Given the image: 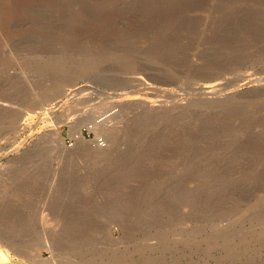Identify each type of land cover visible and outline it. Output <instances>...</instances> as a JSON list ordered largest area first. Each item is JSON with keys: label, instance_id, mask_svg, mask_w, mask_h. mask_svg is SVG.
<instances>
[{"label": "rangeland", "instance_id": "374dc122", "mask_svg": "<svg viewBox=\"0 0 264 264\" xmlns=\"http://www.w3.org/2000/svg\"><path fill=\"white\" fill-rule=\"evenodd\" d=\"M0 240V264H264V0H0Z\"/></svg>", "mask_w": 264, "mask_h": 264}, {"label": "bare ground", "instance_id": "6f19581e", "mask_svg": "<svg viewBox=\"0 0 264 264\" xmlns=\"http://www.w3.org/2000/svg\"><path fill=\"white\" fill-rule=\"evenodd\" d=\"M250 82V81H249ZM254 82V81H253ZM258 83V82H257ZM219 84L220 83H218L217 85H206V84H204V85H206V86H204L203 87V89H206L205 91H207V89H209L208 91H210V89H216V87H218L219 86ZM252 84V83H251ZM255 84V83H254ZM222 85V84H221ZM200 87V86H199ZM201 88H202V86H201ZM218 88H220V87H218ZM80 90L79 89H74L73 91H71L70 92V94H76L77 92H79ZM214 92V91H213ZM75 96V95H74ZM77 96H78V94H77ZM120 97V96H119ZM124 97V96H123ZM126 99H128V98H126ZM137 99H139V97H136V96H134V97H132L131 99L129 98V100H137ZM71 100V99H70ZM125 100V99H124ZM5 102L6 101H4V104H3V102H2V104H1V106H3V107H8V104L6 105L5 104ZM43 110V109H42ZM46 110H48V109H46ZM49 110H51L50 108H49ZM32 112V111H31ZM43 112V111H42ZM52 117V116H51ZM12 118V117H11ZM49 118V117H48ZM51 119V118H50ZM55 121V120H54ZM65 121V120H64ZM52 122V121H51ZM68 122H70V121H68ZM96 123V122H95ZM72 124V123H71ZM23 125V124H22ZM25 125V124H24ZM62 125H64L63 124V122H62ZM68 125V124H67ZM92 126H88V128H89V131H96L97 130V128H100V127H98L99 126V124H98V126H96V125H94V124H91ZM18 124H17V129H18ZM20 126H21V123H20ZM58 125H56V127H57ZM61 126V125H60ZM59 126V127H60ZM102 126V125H101ZM70 127H71V130L73 131V133L72 134H74V137L77 139V140H79V141H85V138H84V135H83V128H82V126L81 127H74V126H72V125H70ZM83 127H84V125H83ZM21 128H22V126H21ZM24 128V127H23ZM109 129V128H108ZM112 130H113V128H111ZM110 129V130H111ZM51 130H54V129H51ZM57 131H56V137L58 138V140H60L61 142L62 141H64V138H63V136H62V133H61V130H62V128H58V129H56ZM111 130V131H112ZM55 131V130H54ZM103 131V130H102ZM107 131V130H106ZM108 132V131H107ZM55 133V132H54ZM97 141V140H96ZM104 141V140H103ZM100 142V141H99ZM101 143H102V141H101ZM105 143H102V144H100V150H107V148L105 147L106 145H104ZM96 145V144H95ZM109 145V144H108ZM98 146V145H97ZM97 148V147H96ZM110 150V149H109ZM98 154V153H97ZM101 156V155H100ZM102 158V157H101ZM1 241V240H0ZM5 242V241H4ZM7 242V241H6ZM9 242V241H8ZM7 242V243H8ZM11 242V241H10ZM15 243V242H14ZM0 245H1V243H0ZM3 245V244H2ZM1 245V246H2ZM5 245H7L6 243H5ZM8 245H9V243H8ZM11 246H13V245H11ZM3 247V246H2ZM5 247V246H4ZM7 247V246H6ZM14 247H15V245H14ZM18 246H16V248H17ZM49 247V246H48ZM45 248V247H44ZM10 249V248H9ZM14 249V248H13ZM19 248H17V249H15V250H18ZM50 249V248H49ZM5 250V249H4ZM3 251V250H2ZM9 251V250H8ZM7 251V252H8ZM14 251V250H13ZM5 252V251H4ZM12 252V251H11ZM15 252V251H14ZM16 252H18V253H20V251H16ZM1 253L2 252H0V256H3L2 257V259L3 258H7L8 256H5V255H1ZM9 253H10V251H9ZM9 253H7V255H9ZM3 254V253H2ZM14 254V253H13ZM17 254V253H16ZM15 255V254H14ZM12 256V255H11ZM10 256V257H11ZM16 256H18V255H15L14 257H16ZM13 257V258H14ZM21 258V257H20ZM21 260V259H20ZM0 261H3V260H0ZM9 261V260H8ZM6 263V262H5Z\"/></svg>", "mask_w": 264, "mask_h": 264}]
</instances>
